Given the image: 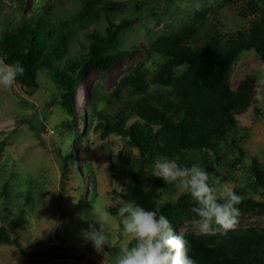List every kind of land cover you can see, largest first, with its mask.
Listing matches in <instances>:
<instances>
[{"label":"rangeland","instance_id":"obj_1","mask_svg":"<svg viewBox=\"0 0 264 264\" xmlns=\"http://www.w3.org/2000/svg\"><path fill=\"white\" fill-rule=\"evenodd\" d=\"M42 1L0 0V36L5 29L27 21L32 9ZM46 1L58 4L50 18L56 25L72 21L82 3L81 0ZM112 1L142 3L143 17L139 24L121 34L120 49L128 53L108 72L91 70L80 81L72 96V113L62 107L56 97L58 90L46 72L39 76L40 88L32 95L23 92L18 83L13 88H0V227L8 229L26 251L23 254L12 247H0V264H115L116 256L133 240L122 230L121 204L135 201L158 214L161 207L176 203L185 193L174 183L166 184L152 176V166L132 147L129 138L105 136L99 123L91 120L90 113H110L139 99L131 86L139 78L144 80L149 94L169 92L152 83L162 61L151 55L149 39L176 33L192 24L197 13L209 10L207 18L200 22L199 40L212 31L222 35L248 31L252 21L264 17L262 0H256L258 14H253V9L247 6L252 0H233L221 8L217 7L224 0ZM101 20L97 28L103 32L106 19ZM93 31L90 28L78 32L72 45L74 58L84 53ZM0 60H4L2 55ZM249 74L257 77V101L246 114L235 115L242 137L240 147L248 157L239 161L230 134L220 144L222 162H236V166L229 180L221 185L226 184L234 191L243 190L246 198L264 203V191L255 193L249 182L250 157L264 162V64L254 51L245 52L238 59L230 76L231 88L237 90ZM126 78H132L131 82L120 92L115 91ZM69 152L74 153L75 159L63 180L64 158ZM188 160L189 167L198 165L205 169L206 164H216L215 154L203 149L190 152ZM136 177L142 178V184L148 181L149 188L136 185ZM209 177V182L214 183L213 176ZM94 206L101 212L112 209L118 213L110 215L113 248L106 249L112 253L107 259L83 236L89 223L94 222L90 219ZM199 220L192 214L179 225L176 235L264 230V211L239 213L236 224L229 230L213 224L204 233Z\"/></svg>","mask_w":264,"mask_h":264},{"label":"trees","instance_id":"obj_2","mask_svg":"<svg viewBox=\"0 0 264 264\" xmlns=\"http://www.w3.org/2000/svg\"><path fill=\"white\" fill-rule=\"evenodd\" d=\"M81 1L72 21L56 25L50 18L58 4L44 0L32 9V16L27 21L5 29L0 36V55L4 61L9 64L20 62L25 68L23 75L17 78L21 90L32 95L40 88L39 76L46 72L58 90L56 97L68 113H72V96L86 73L91 70L106 73L128 53L120 49L123 46L121 34L139 24L144 12L140 2ZM232 1L224 0L217 8ZM247 6L253 9V14L259 13L256 0ZM208 13L210 10L197 13L192 24L176 33L149 39L151 55L162 61L154 72L152 83L169 92L149 94L144 80L139 78L131 84L139 99L110 113L90 114L105 136L129 138L132 147L151 166L155 159L167 158L177 160L181 167H189L190 152L195 149L213 152L216 164L207 162L210 164H206L205 170L213 176V184L218 181L221 185L229 180L236 166V162H222L220 144L230 134L239 152V161L248 157L240 147L242 137L235 115L246 114L256 103L257 77L247 75L237 90H233L230 76L245 52L254 51L264 64V17L252 21L248 31L231 35L212 31L199 40L200 22ZM102 18L106 19L103 32L97 28ZM90 28L94 31L88 36L89 45L82 55L74 58L72 45L78 32ZM131 80L126 78L119 82L115 91L120 92ZM74 159L73 152L65 156L63 180ZM250 161V188L255 193L264 191V162L257 157H250ZM141 179L136 177L135 184L149 188L148 181L142 184ZM161 186L167 188L163 183ZM235 192L241 197L239 213L264 211L263 202L246 198L243 190L236 189ZM194 206L195 201L185 194L176 203L161 207L157 215L163 214L169 219L176 235L179 225L194 214ZM108 211L112 216L118 215L116 210ZM183 238L190 242V255L196 264H264V230H238L204 236L184 234ZM134 243L133 239L128 247ZM4 246L26 253L13 234L0 227V247Z\"/></svg>","mask_w":264,"mask_h":264},{"label":"clouds","instance_id":"obj_3","mask_svg":"<svg viewBox=\"0 0 264 264\" xmlns=\"http://www.w3.org/2000/svg\"><path fill=\"white\" fill-rule=\"evenodd\" d=\"M25 68L20 62L9 64L0 60V88H13ZM151 175L166 184H175L177 189L195 201L192 212L200 218L199 227L207 233L213 224L224 230L234 227L239 215L241 197L228 185L210 183L208 172L198 165L181 167L177 160L157 158L151 167ZM122 230L135 241L116 256L115 264H196L190 255V242L181 235H174L169 219L156 211H149L135 201L121 204ZM88 229L83 236L98 253L107 259L112 255L111 222L108 211H99L95 206ZM97 225L99 227H97Z\"/></svg>","mask_w":264,"mask_h":264}]
</instances>
